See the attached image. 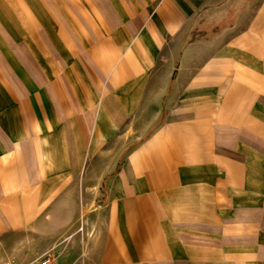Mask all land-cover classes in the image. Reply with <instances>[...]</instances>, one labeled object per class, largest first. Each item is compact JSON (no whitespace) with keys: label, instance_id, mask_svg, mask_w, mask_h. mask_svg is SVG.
<instances>
[{"label":"crops","instance_id":"0c3cea01","mask_svg":"<svg viewBox=\"0 0 264 264\" xmlns=\"http://www.w3.org/2000/svg\"><path fill=\"white\" fill-rule=\"evenodd\" d=\"M210 1L0 0V242L104 169L93 264H264V0L196 44L208 86L106 161L155 53Z\"/></svg>","mask_w":264,"mask_h":264},{"label":"rangeland","instance_id":"374dc122","mask_svg":"<svg viewBox=\"0 0 264 264\" xmlns=\"http://www.w3.org/2000/svg\"><path fill=\"white\" fill-rule=\"evenodd\" d=\"M256 1L211 0L186 22L178 44H164L155 53L148 71L153 74L149 90L154 98L143 100L118 139L110 145L106 156L107 163H114L110 174L118 172L128 154L163 124L170 109L176 107L178 95L190 92L194 86H208L206 79H199L207 61L198 58L196 44H208L217 32L219 37L222 30L239 23L240 10L253 14ZM38 10L48 11L44 0ZM246 24L238 26L236 31ZM160 38L165 41L166 36ZM105 173L104 169L86 173L41 218L2 238L0 264H38L46 254H54L59 264H93L90 246L94 236L100 233L107 199Z\"/></svg>","mask_w":264,"mask_h":264},{"label":"built area","instance_id":"2783aa9c","mask_svg":"<svg viewBox=\"0 0 264 264\" xmlns=\"http://www.w3.org/2000/svg\"><path fill=\"white\" fill-rule=\"evenodd\" d=\"M38 264H59V261L54 254H46L39 259Z\"/></svg>","mask_w":264,"mask_h":264},{"label":"bare ground","instance_id":"6f19581e","mask_svg":"<svg viewBox=\"0 0 264 264\" xmlns=\"http://www.w3.org/2000/svg\"><path fill=\"white\" fill-rule=\"evenodd\" d=\"M86 253H87V251L86 250H84V256L86 255ZM85 261V260H84Z\"/></svg>","mask_w":264,"mask_h":264}]
</instances>
